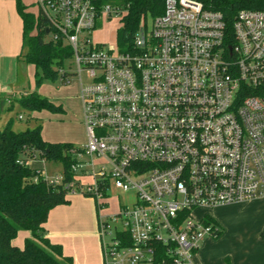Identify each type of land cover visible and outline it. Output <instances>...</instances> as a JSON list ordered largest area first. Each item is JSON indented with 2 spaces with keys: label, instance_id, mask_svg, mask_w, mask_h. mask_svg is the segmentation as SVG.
Listing matches in <instances>:
<instances>
[{
  "label": "built area",
  "instance_id": "1",
  "mask_svg": "<svg viewBox=\"0 0 264 264\" xmlns=\"http://www.w3.org/2000/svg\"><path fill=\"white\" fill-rule=\"evenodd\" d=\"M37 5L47 42L72 52L60 82L79 77L87 135L68 151L69 179L41 176L100 208L111 189L133 192L98 218L103 264H193L220 232L209 211L264 197V11H238L228 30L221 12L166 0L132 52L115 53L91 35L125 14L116 0Z\"/></svg>",
  "mask_w": 264,
  "mask_h": 264
},
{
  "label": "trees",
  "instance_id": "2",
  "mask_svg": "<svg viewBox=\"0 0 264 264\" xmlns=\"http://www.w3.org/2000/svg\"><path fill=\"white\" fill-rule=\"evenodd\" d=\"M15 2L22 21V49L18 61L34 69L36 85L44 80L61 79L65 60L71 58V50L59 42L44 40V23L41 17L29 13L21 0ZM125 9L118 30V45L122 52H132V38L141 19H154L164 10L166 0H116ZM206 9L221 12L231 29L236 13L243 9L264 11V0H196ZM11 101V107L13 106ZM19 103L29 110L56 107L44 96L36 93L21 96ZM73 144H53L41 137V128L12 132L9 127L0 131V264H71L62 247L45 236L44 224L48 214L57 206L67 205V193L62 185H53L32 170L30 161L60 163L65 179H69L71 162L68 151ZM207 223L216 225L212 219ZM28 232L22 248L12 244L17 234ZM220 234V232H219ZM264 239V232L262 233Z\"/></svg>",
  "mask_w": 264,
  "mask_h": 264
},
{
  "label": "rangeland",
  "instance_id": "3",
  "mask_svg": "<svg viewBox=\"0 0 264 264\" xmlns=\"http://www.w3.org/2000/svg\"><path fill=\"white\" fill-rule=\"evenodd\" d=\"M21 2L29 13L35 16L38 14L37 0H21ZM121 18L113 16L97 22L91 35L92 42L103 45L105 50L113 49L116 53L119 48L117 33L121 28ZM5 22L20 33L21 22L15 2L12 0H0V39L4 38L6 41L9 34L4 26ZM147 24L151 25L150 17L147 18ZM44 40L48 41L49 36H44ZM22 52L24 53V50L20 42L12 82L7 80L9 76L3 67L0 70V90L1 87H9L0 92L2 96H0V131L9 127L14 133H21L40 127L41 137L48 143H69L77 147L85 145L87 135L80 99L79 77L70 75L69 83H61L57 79L44 80L36 85L33 67L22 60L18 61ZM63 69L68 74L75 71L70 59L64 61ZM80 79L83 84L87 83L84 74L80 75ZM31 93L46 97L56 108L35 111L23 108L19 103L20 97ZM6 99L14 100L12 107L6 104ZM19 116L22 119H19ZM35 165L45 166V174L48 177L60 175L63 171L60 163L39 162ZM107 196L108 198L103 201L106 206L100 208L92 197L78 192L70 193L66 196L69 204L57 206L48 214L47 223L55 233L53 241H58L63 252L71 257V264H103L97 235L98 218L116 214L119 206L130 205L134 200L133 192L124 193L116 189H111ZM25 233L27 238H30V234L25 231L19 232L15 238L20 241L21 246L26 238Z\"/></svg>",
  "mask_w": 264,
  "mask_h": 264
},
{
  "label": "crops",
  "instance_id": "4",
  "mask_svg": "<svg viewBox=\"0 0 264 264\" xmlns=\"http://www.w3.org/2000/svg\"><path fill=\"white\" fill-rule=\"evenodd\" d=\"M20 22V33L5 22L4 26L9 35L6 41L4 38L0 39V70L3 67L7 72L9 82L13 81L12 75L20 42L22 45L21 19ZM4 88L9 89L6 86L1 87V90ZM39 162L42 161H30L29 167L32 170L45 172V166L35 165ZM209 215L220 229V234L217 238L206 239L201 244L193 258V264H264V239L261 236L264 232V197L216 208L209 211ZM47 222L48 218L43 226L45 236L50 242L60 245L58 241H53L55 233ZM24 236L27 239L26 233ZM12 244L17 248L23 247L17 239H14ZM62 253L65 257H69L63 252V248Z\"/></svg>",
  "mask_w": 264,
  "mask_h": 264
}]
</instances>
